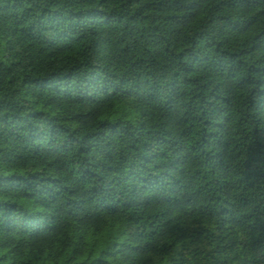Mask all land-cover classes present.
I'll return each mask as SVG.
<instances>
[{
  "label": "trees",
  "instance_id": "obj_1",
  "mask_svg": "<svg viewBox=\"0 0 264 264\" xmlns=\"http://www.w3.org/2000/svg\"><path fill=\"white\" fill-rule=\"evenodd\" d=\"M0 264H264V0H0Z\"/></svg>",
  "mask_w": 264,
  "mask_h": 264
}]
</instances>
